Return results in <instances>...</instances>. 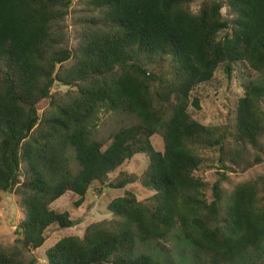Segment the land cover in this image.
I'll use <instances>...</instances> for the list:
<instances>
[{"label":"trees","instance_id":"obj_1","mask_svg":"<svg viewBox=\"0 0 264 264\" xmlns=\"http://www.w3.org/2000/svg\"><path fill=\"white\" fill-rule=\"evenodd\" d=\"M77 4L0 0V200L14 192L24 216L0 264H40L48 230L77 225L51 205L70 192L79 207L96 187L124 192L111 219L59 240L47 264H178L138 253L151 243L164 253L177 227L194 264H264V79L242 85L223 124L189 114L220 67L229 81L240 63L264 76V0ZM102 109L139 120L106 150L94 138ZM138 156L141 176L122 170Z\"/></svg>","mask_w":264,"mask_h":264},{"label":"rangeland","instance_id":"obj_2","mask_svg":"<svg viewBox=\"0 0 264 264\" xmlns=\"http://www.w3.org/2000/svg\"><path fill=\"white\" fill-rule=\"evenodd\" d=\"M79 1L76 0L75 9L78 7L79 4L77 3ZM197 8L195 6V10ZM67 24L70 45L75 48L78 38L77 29L75 28V16L73 14L68 18ZM258 77L259 79H264L263 75L260 77L257 73L249 70L246 65L240 63L234 67L233 80L229 81L223 68L220 67L210 82L200 85L192 93L191 101L197 97L200 100L201 109L197 111L193 106H190L189 114L194 120L205 126L225 123L230 109L234 108V103L242 96V85ZM55 90L66 92L67 88L57 85ZM138 122L139 120L131 114L102 109L99 112V121L94 138L101 142L104 146L103 149L106 150L116 132L122 128L136 125ZM152 144L157 151L163 150L164 142L161 132L152 138ZM147 163L145 157L138 156L126 164L122 170L129 174L135 173L141 176L147 167ZM211 173L212 171L206 173L208 179H212L210 177ZM99 190L100 187L91 189L86 201L79 207L75 206L78 202V197L70 192L51 205V209L58 213H68L77 225L72 229H60L58 226H52L48 230L46 243L35 253L40 264H47L46 251L62 238L82 236L86 228L91 224L111 219L112 215L108 210V205L114 199L122 197L124 192L104 189L99 193ZM133 190L140 199H144L149 195L139 184L134 185ZM23 221L24 216L16 194L10 192L2 195L0 200V242L3 245H10L20 237V234H22L20 225ZM161 244L165 248L162 254H158L157 250L155 251L156 248L153 243L146 246L138 244V253L160 255L161 259L170 260L178 264H194V251L189 243L182 238L179 227L173 231L167 242H162Z\"/></svg>","mask_w":264,"mask_h":264}]
</instances>
